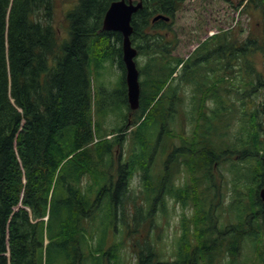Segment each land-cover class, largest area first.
<instances>
[{
  "label": "trees",
  "instance_id": "16d2710c",
  "mask_svg": "<svg viewBox=\"0 0 264 264\" xmlns=\"http://www.w3.org/2000/svg\"><path fill=\"white\" fill-rule=\"evenodd\" d=\"M54 1L0 0V264H50L55 260L75 264L83 255L77 252L81 248L89 251L93 264H101L102 255L96 253L103 247L90 246L85 239L88 226L83 221L94 217L99 208L95 199L103 196L110 204L109 215L117 218V205L128 198L129 180L137 173H141L149 193L145 198L157 190L153 206L159 203L165 213L168 195L184 206L190 202L197 206L199 214L184 218L191 237L199 240L191 249V264L200 260L203 249L207 264L223 256L230 259L228 264H235L248 241L255 256L244 264H264V202L259 196L264 187V73L247 59L248 49L236 50L237 45L248 42L232 41V32L223 31L202 44L174 78L184 59L172 56L174 48L160 33L169 23H153L152 19L158 14L174 15L185 0H144L143 8L132 18L131 39L139 54L148 55L149 60L139 67L146 79L141 81V106L132 111L123 36L102 29L105 14L116 0H79L67 14L69 38L63 42L54 25ZM253 3L261 19L255 25L250 51L264 53V0ZM217 46L221 73L217 70L211 77L205 76L204 53L214 55ZM109 60L124 72L125 108L116 117L127 119L124 127L110 131L104 128L109 114L100 122L94 119L91 71L92 66L101 67ZM235 73L253 76L251 99L237 102L230 94ZM170 81L188 88L189 93L181 92L187 96L178 98L177 87L171 88L169 95L166 86ZM186 100L195 101L189 110L194 130L188 138L181 126L179 134L168 127L172 114L177 113L174 102ZM241 115L237 134L232 141L225 139L232 130L231 122ZM131 127L130 137L138 150L118 165L114 181L110 171L113 151L124 143ZM170 140L181 145L170 152ZM158 151L166 160L155 181L152 173ZM246 159L256 165L249 167L248 177L240 173L234 179L226 209L231 214L237 212L236 220L219 227L215 210L220 201L209 193L216 187L214 166L217 162L240 164ZM184 169L192 175L191 182L177 186L176 177ZM86 176L92 180L85 187ZM113 191L117 197L110 201L107 194L115 195ZM46 238L49 243L45 249ZM124 244L114 243L102 254L110 255L112 264H120ZM138 247L143 264H155L165 256L157 242L145 241Z\"/></svg>",
  "mask_w": 264,
  "mask_h": 264
},
{
  "label": "rangeland",
  "instance_id": "374dc122",
  "mask_svg": "<svg viewBox=\"0 0 264 264\" xmlns=\"http://www.w3.org/2000/svg\"><path fill=\"white\" fill-rule=\"evenodd\" d=\"M233 1L235 2L234 4H230L225 0H186L182 10L179 11L174 18V25H171V27L173 28H169L168 30L161 32L166 36V41L169 42L170 47L172 46L174 48L172 50V56L188 59L190 55L201 45L202 42L211 37L212 34L219 33L220 30H231V39H233L232 41L245 40V37L248 34L247 27L251 26V28L254 29L255 25L260 21V14L255 11V13L248 15L247 13L235 10L233 6L238 3V0ZM54 2V25L58 31L60 42H63L65 41V39L69 38V23L66 20L67 14L78 4L79 0H55ZM208 2L211 4V7L207 6V9H205V6ZM249 59L254 63V67L259 72L264 73V53L260 51L252 53L250 54ZM148 60V55H143L141 58H139V67L147 63ZM117 65L113 61L109 60L101 67H96L95 65L91 67L93 78V93L95 94L92 107L94 119L95 121L100 122L105 117L104 115L109 114V117L107 118V125L104 126V128H108L109 131L115 128H122L127 123V119L125 116L121 118L116 117V115H121L125 108V86L122 83L124 72L119 67V65ZM145 79L146 75L143 74L141 76V80L144 81ZM175 84L176 86L180 87V90L182 92H188V88H185V86L183 85H179L180 83L178 81L169 82L167 85V87L171 86L170 89L169 87L167 89V93L169 95L171 94V88H173ZM252 96L253 94L249 95L246 98L251 99ZM192 104L194 106L195 101L193 103L186 100L182 104L175 102L177 113L174 119H171V122L168 123L169 129L173 131L174 134H179L182 127L183 133L185 134L186 138L193 135L194 126L190 122V117L192 116H190L189 112ZM239 106H242L241 103ZM126 111H128L127 108ZM178 111H180L179 115ZM130 119H133V117H130ZM241 120L242 115L239 116L238 119H235L233 122H231L232 130H230L229 133L226 134L225 139L232 141V136L235 133L237 134V130L239 129L238 124L241 122ZM181 121H183V126L180 123ZM133 129L134 128H130L128 130V135H126L127 141L125 140L123 144L117 146L113 151V166L112 168L110 167V171L113 175L114 181L117 176L116 172L118 165L120 163H123V160L126 162L128 156L133 153L134 149L138 150V147L133 144V139L131 140L130 137L131 130ZM156 138L157 134H155L153 141H155ZM174 142V146H177L179 144L181 145V142H178V140H170V152L172 151ZM165 160L166 155L161 152L159 153L158 151V155L155 161L156 171L152 173L154 174L152 176L155 179L157 175L163 170L165 166ZM172 165L174 168L175 165ZM255 165L256 164L252 159H246L240 164H233L232 162H229L227 164H215L213 181L216 184V189L213 188V190H211L209 193H211L216 202L218 200L220 201V205L217 206L215 212L219 219L217 226L223 227L228 222H232L233 217L236 220L237 212H233L231 214V211H226V209H228L230 205L231 197L233 194V181L234 179H238V175L240 173L248 177L249 172L247 170H249L250 166L254 168ZM190 176L191 174H189L184 169L180 174L177 175L176 183L183 184V182H189ZM84 179L85 180L83 181V185L86 187L88 184H90V180L92 179H90V176H86ZM143 182V177L140 174H138L134 178V180L131 181L128 198L124 197L122 199L124 201L121 204L117 205L116 208L117 215L118 217H120V221L116 222L115 216L109 215V209H104L101 206V204L105 203L106 207L107 203L105 202V200L99 201L100 207L95 211L94 215H96L97 217V222L94 224L96 225H92L94 217L92 219H86L85 221H83V225L88 226L85 239H87L92 248L97 247L99 243L103 241L107 231L108 234H106V242L103 246L105 250H107L108 246L111 245L110 243H125L124 247L120 249L119 253L120 264L137 263V259H135L134 255V250L137 248V246H135L132 239L128 240L127 237H125L124 220L127 218V216H130L132 220L131 223L134 225L135 218L138 217L139 219V217L141 216L143 218H147L151 215V211L153 209V197L151 195L149 199L145 198L147 195V190L145 189L146 186ZM96 188L93 191V197L97 192ZM217 193L218 197H215ZM107 195L110 201L111 198L117 197L116 192L115 195H113L112 192H109ZM174 201L175 200L171 201L169 199L167 203L171 205ZM136 202H138V204ZM113 209L115 211V207ZM176 210L178 214L182 213V208L180 206H177ZM195 211L196 209L193 206H188L186 209L188 217H193L195 215ZM167 214L163 210H160L158 215L159 218L157 219L159 223L164 222L162 223L164 229L162 231V234H160L161 238L158 240V243L160 250L165 255L171 248L168 234L169 230L167 229L166 222ZM176 222L177 218L174 219L175 224ZM253 225H255V223ZM194 242L197 244V239L195 237ZM47 243L48 239L46 240V245ZM50 254L52 255V252H50ZM98 255H101V252L98 253ZM254 256L255 252L254 248L252 247V242H245L242 253L237 258L238 261H236L235 264H244L245 262L248 263L251 261L252 257L254 258ZM92 259V255L88 253L86 257L82 258V264H93L91 262ZM161 262L165 264L167 260L165 258H162ZM228 262H230L228 256H223L219 257V260H217L214 264H228ZM50 264H60V262L55 260L50 262ZM79 264H81V262ZM106 264H110V262H106ZM199 264H207V260H201Z\"/></svg>",
  "mask_w": 264,
  "mask_h": 264
},
{
  "label": "flooded vegetation",
  "instance_id": "af4514ba",
  "mask_svg": "<svg viewBox=\"0 0 264 264\" xmlns=\"http://www.w3.org/2000/svg\"><path fill=\"white\" fill-rule=\"evenodd\" d=\"M225 1L229 2L230 4L235 3L233 0H225ZM185 2H186V0H185ZM185 2H184V4H185ZM184 4H183V6H184ZM207 6L211 7V4L208 2L205 6V9H207L206 8ZM233 8L235 10L240 11V12L247 13L248 15L255 13V6L253 3V0H238V3H236L235 6H233ZM177 13L178 12H175L174 15H170L171 21L169 22V24H170L171 29L173 28V27H171V25H174V20H175L174 18L176 17ZM153 23H156V22H153ZM247 31H248V34L245 37V40L242 41V43L248 42V44L247 45H245V44L237 45L236 50H239V49H243V50L248 49L249 50V49H251V46H253L252 42L254 39V29L251 28V26H248ZM154 32H156V31H154ZM217 34L218 33L212 34V36L207 38L204 42H202L201 45L203 43L207 42L208 40H211L213 37L217 36ZM250 42L252 44H249ZM219 49H220L219 46H217L215 48V50H214L215 56L212 54H208V53L206 55L204 53V56L202 58L203 59L202 64H206L205 68L209 70L208 71L209 75H213V72L216 73L218 70L217 69V62H219L218 60L220 58L217 57L216 52ZM219 65H220V62L218 64V66ZM216 80H221V78H216ZM238 80H240L239 77L236 78V84L238 83ZM247 80L250 81L251 79H247ZM247 90H248V93H247V97H248L253 92V83H251L250 87H247ZM242 91H243L242 87L236 86V88L234 90V94L238 96L240 93H242ZM172 149H174V147H172ZM173 152H174V150H173ZM176 185L179 186L181 184L177 183ZM169 199L171 201H173V200H175V201L171 205H169V203L166 204L167 213H168L166 222H167V229L169 230L168 234H169V240L171 243V245H170L171 248L165 256V258L167 260V262H165V264H191V258L193 257V254L191 253V249L196 247V246H194V245H196V243L194 242V237H191V234L189 233V231H187L186 226H185L186 223L184 222V218H185V216H187L186 207L183 206V203L181 200L175 199V197L173 195H168L167 201ZM97 200H99V201L105 200V202L107 203V198L104 196L95 199V202H97ZM202 202L205 206V201H202ZM98 204H100V202H98ZM159 205L160 204L158 203L156 206H153V209L151 211V215L149 217L143 218L141 216V220L136 222L134 225L132 223H128L125 227V237H134L137 240L138 244H144L145 241L146 242L152 241L154 244H155V242H157V244H159L158 240L161 238L160 234H162V231L164 229L162 223H164V222L159 223L157 221V219L159 217L153 216L154 213H155V215H159ZM177 206H180L182 208L181 214H178V212L176 210ZM197 211H199V210H197ZM176 218H177V222L175 224L174 219H176ZM107 232H106V234H107ZM196 239H197V242H199L198 238H196ZM105 242H106V235L104 236L103 241H101L103 246H104ZM107 250L104 249V251H107ZM181 251H182V254H181ZM77 252H78V254H80L79 250ZM134 255H135V259H137V261H138V264L144 263L143 259L141 258L142 252H141L140 248L137 250V252L134 253ZM144 255H148V254L146 253ZM199 257H200V260L198 262H196V260H195L194 264H199L201 260L202 261L206 260L204 249L199 254ZM101 262H102V264H106V262H110L109 256L104 255L101 259ZM155 264H163V263L160 261H156Z\"/></svg>",
  "mask_w": 264,
  "mask_h": 264
},
{
  "label": "water",
  "instance_id": "95a60500",
  "mask_svg": "<svg viewBox=\"0 0 264 264\" xmlns=\"http://www.w3.org/2000/svg\"><path fill=\"white\" fill-rule=\"evenodd\" d=\"M118 0L111 4L104 22L103 30L120 32L123 35V61L126 67V83L128 87V101L132 110L140 106L141 84L139 80V70L135 61L137 50L133 48L131 35L133 26L131 24L133 15L142 8V0L134 4V0ZM164 19L169 21V17L158 15L154 20ZM260 197L264 201V188L260 191Z\"/></svg>",
  "mask_w": 264,
  "mask_h": 264
},
{
  "label": "bare ground",
  "instance_id": "6f19581e",
  "mask_svg": "<svg viewBox=\"0 0 264 264\" xmlns=\"http://www.w3.org/2000/svg\"><path fill=\"white\" fill-rule=\"evenodd\" d=\"M103 28V27H102ZM93 34V33H92ZM122 43V42H121ZM82 45V44H81ZM84 46V45H83ZM121 46H122V44H121ZM77 50V49H76ZM82 55H84V54H82ZM80 58V57H79ZM22 91H23V89H22ZM70 108V107H69ZM72 113H74V112H72ZM69 124V123H68ZM84 167H85V165H83ZM60 172V171H59ZM30 179V178H29ZM50 179V178H49ZM16 180V179H15ZM35 182V181H34ZM44 183V182H43ZM45 184V183H44ZM28 189V188H27ZM32 193V192H31ZM34 193V192H33ZM3 199V198H2ZM5 199V198H4ZM7 199V198H6ZM8 201V200H7ZM2 203V202H1ZM4 205V204H3ZM3 211V210H2ZM146 245V244H145ZM146 248V247H145ZM32 250V249H31ZM145 250V249H144Z\"/></svg>",
  "mask_w": 264,
  "mask_h": 264
}]
</instances>
